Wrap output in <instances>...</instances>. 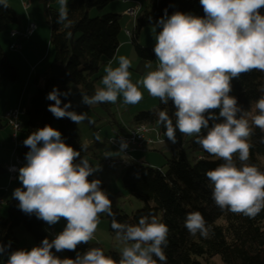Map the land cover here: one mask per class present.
Instances as JSON below:
<instances>
[{"label":"clouds","instance_id":"1","mask_svg":"<svg viewBox=\"0 0 264 264\" xmlns=\"http://www.w3.org/2000/svg\"><path fill=\"white\" fill-rule=\"evenodd\" d=\"M57 2L55 22L70 28L68 0ZM199 2L204 17L179 11L168 16L167 9L164 10V16L157 21L162 30L155 35L153 50L158 61L155 70L133 83L129 71L132 62L121 55L116 58L118 66L113 67L112 61L105 66L103 87L97 88L92 96L82 94V103L115 104L122 96L123 103L135 105L143 99L140 86L162 104L172 101L175 123L167 111L158 112L157 122L166 129L165 136L175 144L178 130L182 135L195 137V142L207 153L221 159L222 163L206 172L215 204L222 210L255 218L264 211V172L247 163L250 155L247 141L252 134L251 125L264 132V95L250 111H244L229 93L231 80L240 74L252 70L264 72V15L260 12L264 0ZM0 6L7 8L8 0H0ZM145 67L151 69L152 65L148 63ZM61 95L69 93H61L54 87L46 97L54 101L48 111L55 118H69L76 124L88 118L86 113L69 111L70 102L61 107ZM216 109L219 116L211 111ZM219 118L223 122L216 123ZM202 130H207L206 135H202ZM23 143L30 151L26 154V165L19 169L23 189L18 187L13 192L19 209L28 215L35 214L50 226L61 218L67 223L51 241L45 238L30 251L11 252L7 264H157V261L167 264L164 252L167 225L155 215L141 217L134 225L118 222L112 212V201L101 190V181L88 180L99 169L85 158L75 163L81 153L65 144L58 130L46 125ZM127 146L121 140V150ZM86 147L82 145V150ZM237 153L239 167L234 162ZM102 213L112 217L111 228L124 244L119 261L106 256L101 247L77 253L75 259H60L53 254V248L56 252L75 251L78 245L89 243ZM184 226L192 235H208L206 221L199 211L187 213ZM4 250L5 246L0 244V254Z\"/></svg>","mask_w":264,"mask_h":264},{"label":"trees","instance_id":"2","mask_svg":"<svg viewBox=\"0 0 264 264\" xmlns=\"http://www.w3.org/2000/svg\"><path fill=\"white\" fill-rule=\"evenodd\" d=\"M120 1L68 0V15L72 25L70 28H65L55 22L57 11L53 7L58 3L57 0H37L42 8L44 23L49 29V48L53 59L46 72L33 81L35 93L28 99L24 111L20 134L24 138L18 139L21 149L15 150V156L25 165L26 154L30 148L24 145V140L46 125L58 130L64 143L81 153L75 163L93 154L94 144L82 150V144L77 138L76 123L69 118L57 119L48 111V106L54 101L46 97L55 87L61 93H69L67 96H60L61 107L70 102L71 107L68 110L77 113L80 106L87 105L85 103L77 105L75 99H82V94L94 95V85L98 81L99 70L104 63L114 59L119 49L117 38L120 35L118 18L106 16L90 20L88 15L91 11L101 13L110 4ZM165 9L168 16L176 11L191 13L198 17L205 15L199 0L147 2L146 6L138 11L133 32L129 34L131 47L138 60L147 63L157 61L154 48L143 50L138 46L137 39L145 29H155L159 32L162 30L157 21L164 16ZM260 12L264 15V8H261ZM18 26L19 20L14 12L9 7L0 6V36ZM18 79L17 70L10 65L0 47V86L14 85ZM231 88L238 105L244 111H250L256 100L264 95V72L252 70L242 73L238 78L232 79ZM94 105L109 116L110 103ZM161 110L167 111L175 123L173 102L169 101L165 105L157 98V106L152 112L139 114L133 118L134 128L142 126L153 130L160 138H167L166 129L157 122L158 112ZM212 124L213 121L210 120L209 127ZM251 127L252 134L247 141L250 145L247 163L255 165L264 172L260 166V159H264V132L254 125ZM5 128L3 120L0 119V131ZM118 131L120 135L127 132L119 126ZM206 132L207 130L202 135H206ZM176 137L177 142L175 144L171 142L168 148L171 159L166 161L165 174L144 165L131 164L124 169L121 178L123 189L131 197L143 202L145 206L128 217L122 213L115 200L109 198L112 201L115 219L120 223L134 225L138 224L141 217L155 215L161 223L166 224L169 229L167 246L164 248L167 264H264V211L255 218H249L219 208L212 198V185L206 172L215 169L223 161L207 153L195 142V137L182 135L178 130ZM163 144L162 141L160 146ZM38 146H42V143ZM187 154L192 156L190 161L187 159ZM234 162L238 167L240 166L238 153L234 155ZM3 174L4 171L0 168V176ZM93 179L92 175L88 177L89 181ZM100 187L103 191L102 185ZM18 205L19 201L14 197L3 205L5 214L4 217H0V244L5 246V250L0 254V264H7L6 258L17 250V241L13 236L15 229L22 228L36 246H40L43 239L47 238L44 221L38 219L35 214L28 215L22 212ZM191 211H199L204 217L208 228L206 237L199 233L192 235L184 226L186 214ZM106 220L108 235L117 238L111 228L112 217L106 214ZM91 247L101 246L82 243L75 251L56 252L54 248L51 251L60 259H75L77 253L83 254ZM104 254L119 261L114 253L104 251ZM157 264L161 262L157 261Z\"/></svg>","mask_w":264,"mask_h":264},{"label":"rangeland","instance_id":"3","mask_svg":"<svg viewBox=\"0 0 264 264\" xmlns=\"http://www.w3.org/2000/svg\"><path fill=\"white\" fill-rule=\"evenodd\" d=\"M29 2V10L26 13L30 24L36 26V44L39 45L44 38L47 37L45 34L46 25L44 23L42 8L37 0H23V2ZM151 0H121L120 2L110 4L105 10L101 13L96 11H91L88 15L90 20L100 19L106 16H110L112 18H118V26L120 29V35L117 38V42L119 44V49L112 60L113 67L118 66V58L121 55L126 56L132 62L131 67L129 69L131 73V80L133 83H136L138 80L142 79V77L150 70H155L158 61L151 63L152 68H146L145 65L147 62H143L138 60L135 57V53L130 44V38L127 37L126 33L131 34L134 28V20L126 18L124 15L126 10H140L146 6V3ZM58 3L53 7L55 11L58 10ZM16 17H22L21 11L15 10ZM23 13V12H22ZM25 15V14H24ZM159 31L155 29H145L141 31L138 36L137 44L143 50H152L155 45V35L158 34ZM8 33L0 36V40L6 42L1 47L5 51L7 58L10 63L15 61V59L20 60L24 52L29 44H31L32 40L28 41H20L22 46V54L16 55L19 53L10 52L8 53V47L11 45H15V41L8 40L6 37ZM7 38V39H6ZM30 48V47H29ZM28 48V49H29ZM43 54L51 52L52 59V51L48 47V38H47V46L43 47ZM51 63V60L49 64ZM48 64V66H49ZM108 63H104L99 70L97 79L98 81L94 85V89L103 87L101 81L103 76L105 75L104 68ZM48 66H46L48 68ZM47 68H44L45 71ZM232 81V80H231ZM33 86V83H32ZM32 88V87H31ZM33 89H35L33 87ZM28 91L25 97L24 102L18 106L19 111H25L27 107L28 99L35 93V90ZM31 90V89H30ZM140 91L143 94V99L135 105L125 104L123 103V97H119L115 104L110 103V114L109 116L101 109L97 108L95 105H82L78 108L77 114L86 113L87 119L82 121L80 124H77V138L82 145L90 146L94 144L93 154L87 155L83 157L90 162V165L98 168V171H95L92 174L94 179H99L101 181V185L103 187V191L107 194L108 198H112L115 200L119 209L125 216H131L135 212L142 210L144 208V203L131 197L122 187L121 178L125 172L124 169L118 167L108 168L106 167V161L115 162L124 160V158L112 147L109 145V141L115 140L121 134L118 131V126L126 131H131L133 126V118H135L139 114H146L152 112L157 106V98H153L149 95L146 89L140 86ZM230 96L234 97V92L231 90L229 93ZM82 103V99H75V104L79 105ZM219 116V109L211 110ZM216 123L223 122V118H219L215 121ZM206 130H202L204 133ZM5 133L7 137V143L10 147V150H20L21 145L18 141L16 146H14L11 142L10 135L8 129L5 128ZM10 134V135H9ZM99 136V139H97ZM23 136L19 135L18 139L23 140ZM156 137L153 135V139ZM157 141H163L164 144L162 146H155L152 149H149L145 154L140 152H136L129 155V159L126 161L135 164V165H144L149 168L161 171L163 174L167 172L166 161L171 159V154L169 151V147L171 146V141L168 138H160L157 137ZM8 146H5V149L8 150ZM192 158L191 155L187 154V159L190 161ZM82 159V158H81ZM260 166L264 169V159H260ZM8 177L6 178L4 175L0 176V188L7 187ZM22 188L23 185L19 180V176L16 178V181L8 187V193L1 194L0 198H2L3 202H6L8 199L13 198V192L16 188ZM5 209L4 207L0 210V217H4ZM45 223V232L47 234V238L49 241L55 238V236L63 231L66 227L67 221L63 218L56 223L55 225H48ZM108 222L106 220V213H102L99 216V224L98 228L94 234V238L89 241L90 244H97L102 247L105 252H111L117 255L120 259L121 249L124 244L120 242L118 238H111L108 233ZM14 239L17 241V250H31L32 247H36L32 239L29 235L25 233L22 228H17L13 231ZM9 257V256H8ZM6 258V262L8 260Z\"/></svg>","mask_w":264,"mask_h":264},{"label":"crops","instance_id":"4","mask_svg":"<svg viewBox=\"0 0 264 264\" xmlns=\"http://www.w3.org/2000/svg\"><path fill=\"white\" fill-rule=\"evenodd\" d=\"M23 3H24L23 0H8V7L14 12V14L16 15L15 10H17V11L20 10L21 15H22V17H20V16L18 17L19 26L11 28L9 30V33L6 36L8 38H9L10 32H12V31L23 34L25 32L27 26L30 24V21L28 20V18L26 16V13L28 12L29 9L26 12H24L21 8V5ZM128 11H129V9L126 10L125 12H128ZM44 31H45V34L47 37L44 38V41H42V38H41V42L39 43V45H37L36 41H34V40L36 37V33L39 31L36 32V26H35V32L28 39L30 41L32 40V42H31V44L28 45L26 52L23 53L21 61L15 59V61H12V63H10L8 58H7V55L5 53L6 58H7L8 62L10 63V65H12L17 70L19 79H18V82L14 85L2 84L0 86V119L1 120L9 112L18 111V112L24 113V111H19L17 109L18 106H20V104L22 102H24L25 97L27 95V92L32 91V89H33L32 83L35 80V78L37 76L43 75L46 72V70L48 69L46 66H48L50 60L52 62L53 54H52V59H51V52H48V54H46V53L43 54V52H42L43 47L47 46V38H48V47H49V29L47 28ZM8 40H11V39L9 38ZM28 40H26V41H28ZM12 41H15L16 44H18L20 42L19 40H12ZM5 43L6 42H3L2 40H0V44H5ZM1 46L2 45H0V47ZM19 46L21 47V51L19 52V54H16V55L22 54V46L20 44H19ZM10 47H11V45L8 47V53H10V51H9ZM1 49L4 50L2 47H1ZM3 52H5V51H3ZM44 68H47V69L45 71H43ZM33 90H35V89H33ZM151 138H153V136ZM5 146H8V143H7V137H6V133H5V129H4L3 131H0V168L4 171L3 175L7 178V176L5 174V170H6V168L9 167V165L12 162L14 150L11 151L9 146H8V150H6ZM7 181H8V179H7ZM5 188H7V187H2L0 189H5Z\"/></svg>","mask_w":264,"mask_h":264},{"label":"built area","instance_id":"5","mask_svg":"<svg viewBox=\"0 0 264 264\" xmlns=\"http://www.w3.org/2000/svg\"><path fill=\"white\" fill-rule=\"evenodd\" d=\"M21 8L24 12H26L29 9V2H24L21 5ZM138 11V9L128 11L124 16L128 19L135 20ZM34 32L35 26L29 24L23 34L12 31L9 34V38L11 40L26 41L33 35ZM126 35L129 38V34L126 33ZM9 51L19 53L21 51V47L18 44H15L9 48ZM23 118L24 113L13 111L6 114L2 119L6 128L9 129L11 133L10 138L14 146H16V144L18 143V137L22 131ZM142 129L147 128L142 126L133 128L131 131H127L126 134L118 136L117 139L109 141V145L112 146L124 158V160L115 161L112 163L106 161V167H108L109 169L112 167L126 169L129 165L132 164L126 161L127 159H129L130 154L136 152L145 154L149 149H152L155 146H160L162 144L161 141H157V137L159 136L153 130L147 129V131H142ZM153 135L156 137L155 139L151 138ZM121 140L126 141L128 145L127 148L123 151L121 150ZM15 150L16 149H14L12 162L5 170V174L8 177V186L5 189H0L1 194L7 193L8 187L13 184L16 181V178L19 176V169L25 166V164L15 156ZM3 205L4 202L2 198H0V209L3 207Z\"/></svg>","mask_w":264,"mask_h":264}]
</instances>
